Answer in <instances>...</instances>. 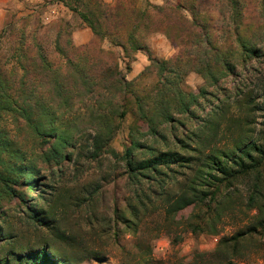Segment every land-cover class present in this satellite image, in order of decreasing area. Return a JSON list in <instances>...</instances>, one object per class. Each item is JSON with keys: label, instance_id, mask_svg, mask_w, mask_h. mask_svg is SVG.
Segmentation results:
<instances>
[{"label": "rangeland", "instance_id": "1", "mask_svg": "<svg viewBox=\"0 0 264 264\" xmlns=\"http://www.w3.org/2000/svg\"><path fill=\"white\" fill-rule=\"evenodd\" d=\"M100 1L106 9L119 2ZM124 1L151 12L153 6H163V13L172 18L175 14L169 12L168 5L180 4V13L191 21L186 29L190 25L200 38L202 29L198 25H206L212 42L233 67L229 72L226 65L220 64L221 80L209 85L201 74L190 69L195 56L189 54L190 44L181 45L179 39L150 33L132 59L115 44V37L93 42L97 37L91 27L64 0H0V58L9 69L16 63L19 48L35 59L39 53L44 54L55 66L65 69L66 58L60 50L69 55L71 45L82 49L88 45L92 54L99 53L91 50L93 46L89 45L94 43L117 55L119 67L131 83L127 114L116 121L119 127L111 140L97 145L95 128L82 122L66 158L57 164L49 166L43 159L47 143L41 137L17 128L14 121L1 125L29 152L30 162L39 170L34 190L18 187L27 192L26 203L38 204L47 215V223L56 227L55 234L60 233L54 236L53 229L41 226L39 221L25 223L18 204L13 202L0 216V223L9 226L6 240L0 242V262L29 264L28 250L48 241L73 264H264V0H240L244 6L240 15H235L231 0ZM242 15V34L258 48L255 55L247 54L236 41L233 18L240 20ZM194 19L199 24L194 25ZM193 34L187 32L186 39L194 40ZM179 56L181 60L174 64ZM162 61L181 71L184 89L195 93L201 88L206 90L202 106L196 107L188 125L178 130L184 137L180 145L169 126H163L164 135L153 142L152 135L147 134L148 124L133 114L137 107L132 98L145 97L148 91L153 95L160 74L157 62ZM46 70L42 63L32 69L38 89L46 80ZM19 73H23L22 68ZM165 74L174 80L175 74ZM70 114L63 116L64 122H74L77 113L73 110ZM208 122L212 129L207 128ZM188 129L202 134V151L197 149L194 135L186 137ZM136 134L144 144L136 151L140 160L149 157L151 146L174 150L197 161L173 163L165 168L166 175L132 178L125 150ZM240 144L241 148L253 144L251 154L254 162L260 163L257 170L240 177L232 186L222 185L216 199L207 194L183 209L173 206L182 196L193 200L195 194L213 190L218 179L210 175L212 166L205 157L215 152L224 159L231 158L241 149ZM212 170V174L221 175ZM193 179L194 188L190 185ZM9 241L13 245H6Z\"/></svg>", "mask_w": 264, "mask_h": 264}, {"label": "trees", "instance_id": "2", "mask_svg": "<svg viewBox=\"0 0 264 264\" xmlns=\"http://www.w3.org/2000/svg\"><path fill=\"white\" fill-rule=\"evenodd\" d=\"M64 3L77 12L91 27L97 37V40L93 42L101 43L106 37H115V44L121 46L126 56L132 59L136 52L144 47L145 38L150 33L159 32L176 41L179 39L181 45L190 44L189 54L195 56L194 65L190 69L201 74L209 85H217L221 80L223 71L220 64L226 65L229 72L233 67L225 58V54H222L212 42L206 25H200L195 19L193 20L194 25L199 24L198 26L202 29L200 38L197 34H193L190 25L186 29L185 26L187 23L191 24V21L180 13V4L168 5L169 12L175 14L173 15L175 18H172L170 14L163 13L165 10L163 6H153L154 12H151L152 9H141L124 0H119L115 7L108 9L102 6L100 0H64ZM230 6L235 11V15L241 14V8L244 10L240 0H231ZM233 22L236 41L247 54L255 55L258 48L249 43L242 34L243 15L240 20L233 18ZM187 32L195 35L194 40L186 39ZM89 46H93L91 50H98L99 53L92 54L88 45L85 49L71 45L69 55L60 50L66 58L65 69L55 66L44 54L39 53L38 58H32L22 48L16 50V63L10 69L2 63L0 58V216L8 206L16 202L25 223L32 224L39 221L41 226L51 227L54 236L59 235L60 232L57 231L55 234L56 227L47 223L48 218L44 210L40 209L38 204L28 205L27 192L18 188L25 186L28 190H34V179L39 176V170L30 162L29 152L23 150L14 141L15 139L11 138L10 130L1 125L14 121L17 128L27 129L31 135L41 137L47 143V148H43L42 154L49 166L62 162L66 158L68 148L73 145L76 132L80 130L82 122L95 128L97 145L106 144L111 140L119 127L116 121H121L127 114L128 89L131 83L121 71L118 57L114 52L105 50L101 45L94 43ZM179 58L174 60V64L181 60V56ZM40 63L47 70L46 80L38 89L32 79L34 74L32 69H36ZM157 64L160 74L157 84L152 89L153 95H150L148 91L145 97L139 95L132 98V102L137 107L133 114L148 124L147 134L152 135L153 142H156L154 139L164 135L161 134V128L169 126L180 145L184 142V137L178 134V130L180 126H187L188 120L195 115L196 107L202 106L201 99L205 98L206 90L201 88L199 93H195L184 89L181 86L183 76L180 70H176L175 67L169 68L167 61L157 62ZM20 68H22V74L19 73ZM166 71L167 74H175L174 80L166 76ZM80 104L82 106L77 108ZM73 110L77 113L74 116V122H80L75 124L64 122L63 116L71 115ZM105 110L108 111L105 112ZM184 115L186 116L183 117ZM206 126L211 128L212 123L208 122ZM197 130L188 129L186 137L194 135L193 139L198 140L199 143L197 149L202 151L205 140L202 134L196 132ZM164 139L166 142L170 141L166 137ZM140 140L141 136L137 134L135 137L132 136L131 145L125 150L126 165L132 178L140 180L141 176L162 175L167 173L166 169L172 167L173 163L186 165L193 160L195 163L197 161L174 150L153 149L151 146L148 147L149 157L140 160L136 156V151L144 145ZM207 143H210V140ZM241 146L240 144L239 148ZM253 150L254 146L251 144L246 148L238 149L239 152L234 153L231 158L224 155L225 159L215 152L209 153L205 159H208L212 169L221 172V175L212 174L213 170L209 168L210 175L218 179V184L213 190L200 192L201 196L195 194L193 200L188 196H182L174 202L173 206L176 209H183L195 199H202V196L207 194H211V197L216 199L221 193L222 185L232 186L240 177L250 174L252 170H257L260 163L254 162L255 158L251 154ZM198 169L203 168L199 165ZM193 180L190 184L192 188L195 187V180ZM4 225L6 228L9 227ZM6 228L0 223V242L6 240ZM12 243L14 242L9 241L6 245ZM28 251L29 264H73L62 257L48 241ZM7 263L8 260L0 262V264Z\"/></svg>", "mask_w": 264, "mask_h": 264}]
</instances>
